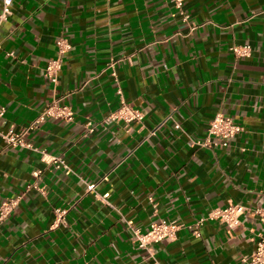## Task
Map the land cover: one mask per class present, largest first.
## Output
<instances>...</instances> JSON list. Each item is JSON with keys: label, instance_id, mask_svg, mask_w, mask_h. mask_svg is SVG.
<instances>
[{"label": "crops", "instance_id": "obj_1", "mask_svg": "<svg viewBox=\"0 0 264 264\" xmlns=\"http://www.w3.org/2000/svg\"><path fill=\"white\" fill-rule=\"evenodd\" d=\"M184 9L191 22L169 0L14 1L0 27V129L30 125L62 97L73 120L47 117L28 140L72 171L0 136V204L20 197L0 222V264H244L255 250L252 209L233 230L192 226L230 202L264 203V0H184ZM59 36L71 48L54 85L45 68ZM245 44L251 54L237 57L233 45ZM123 100L143 122H103ZM219 111L241 132L227 147L193 144ZM129 220L181 228L153 258Z\"/></svg>", "mask_w": 264, "mask_h": 264}, {"label": "built area", "instance_id": "obj_2", "mask_svg": "<svg viewBox=\"0 0 264 264\" xmlns=\"http://www.w3.org/2000/svg\"><path fill=\"white\" fill-rule=\"evenodd\" d=\"M15 0H2L0 10V27L7 21L12 14L13 4ZM176 8L177 13L182 15V19L186 22H191L190 14L184 9V0H169ZM57 56L51 58L45 68V75L54 84L59 82V73L63 65V56L71 48V42L63 36H59L56 39ZM233 52L237 57H245L251 54L252 47L249 44L245 45H233ZM114 64V62L112 63ZM5 112L4 107H0V123L1 118ZM47 117L61 118L66 121H71L74 118V111L70 106L63 103L62 97H55L50 103H48L44 111L36 118L30 125L22 126L18 129L14 125H11L7 130L0 129V136L4 139L9 146H22L41 154L42 160L50 166L56 168H65L67 172H71L70 166L65 162L62 157L52 155L46 150L36 147L30 140H28L29 132L36 128ZM145 119V112L136 108L133 105L122 101L121 106L114 112H112L107 118L103 120L105 123L109 122H124L126 125L132 123H141ZM94 126H91L93 131ZM176 128H180V124H176ZM242 126L237 123L231 116L224 112H217L214 118L211 120L208 133L205 139H192V143L203 147H227L230 142L241 132ZM150 134H155V130H152ZM43 170L35 169L33 171L34 176L39 180L42 176ZM38 188L37 182L32 184ZM31 185V186H32ZM97 184L91 182L88 184V190L95 191ZM99 195V194H97ZM101 196V195H99ZM103 198H108L109 193L102 195ZM20 197L5 198L0 204V222H3L18 206ZM252 209L253 214L257 215L262 225L259 232V238L256 242L255 250L250 256L244 258V264H264V203L250 208L249 206L241 202H230L226 206H218L213 208L207 216L200 218L192 226L193 232L199 234V228L207 220H219L225 223L231 230L240 225V216L246 211ZM65 210H57L58 220L63 219ZM128 228L131 231L133 241L140 247L149 253L150 257L155 256V245L165 239H174L181 228V224L175 221L169 220H156L150 223L149 227L143 228L138 226L133 221L127 222Z\"/></svg>", "mask_w": 264, "mask_h": 264}]
</instances>
